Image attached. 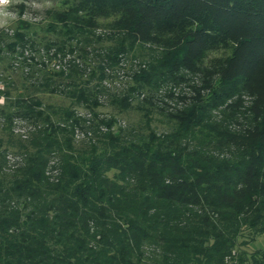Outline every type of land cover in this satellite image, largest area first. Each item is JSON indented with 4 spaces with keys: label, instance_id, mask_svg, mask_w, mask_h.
Here are the masks:
<instances>
[{
    "label": "trees",
    "instance_id": "obj_1",
    "mask_svg": "<svg viewBox=\"0 0 264 264\" xmlns=\"http://www.w3.org/2000/svg\"><path fill=\"white\" fill-rule=\"evenodd\" d=\"M58 1L64 8L50 15L69 39L87 41L101 17H113L129 45L170 52L171 78L202 72L224 97L251 96L254 119L239 130L214 124L212 110L225 103H205L194 86V103L182 107L137 103L146 131L115 128L113 113L98 110L106 88L92 83L93 68L47 71L33 91L72 103L29 92L0 107V264H264V249L249 251L246 240L264 233V0ZM111 102L117 112L133 107ZM241 106L226 104L232 117ZM154 110L168 131L151 127ZM14 120L31 127L17 137Z\"/></svg>",
    "mask_w": 264,
    "mask_h": 264
},
{
    "label": "rangeland",
    "instance_id": "obj_2",
    "mask_svg": "<svg viewBox=\"0 0 264 264\" xmlns=\"http://www.w3.org/2000/svg\"><path fill=\"white\" fill-rule=\"evenodd\" d=\"M63 8L64 5L58 0H12L5 8L10 15L4 18L5 23L0 26V107L11 103L18 95L29 92L36 93L43 103L55 107L69 105L72 101L63 93L38 92L33 89L37 85L36 81H41L47 71L67 72L70 63L75 62L84 63L88 73L93 68L96 76L92 83L106 88L99 98L102 105L98 110L104 116L113 113L116 118L115 128L134 126L146 131V118L143 116L144 112L135 107L137 103H157L165 107L169 103L182 107V103H194V86L203 94L205 103H225L212 110L214 124H226L232 130L252 124L254 115L250 108L253 98L245 92L236 90L231 96L224 97L216 77L211 82L212 88L204 86L207 82L204 81L202 72L181 69L183 79L171 78L165 69L170 52L147 42L129 45L112 26L113 17H101L87 41L83 37L69 39L64 34L62 25L50 15V12ZM123 41L125 51H116ZM112 52L117 55L116 62L109 60ZM225 53L221 50L207 55L202 69L212 70L214 63L224 57ZM99 65L104 71L98 70ZM99 73L103 74L101 79L97 78ZM138 76L142 78L136 81ZM113 95L122 103H132L133 107L117 112L110 105ZM219 96L224 98L220 99ZM238 98L241 99L242 106L232 117L226 104L235 102ZM78 111L81 114L87 112L82 107ZM150 117L151 127L158 133L169 130L167 118L159 110H154ZM2 124L0 117V136L6 137L7 132L1 128ZM30 127L29 123L14 120L12 131L18 137L27 133ZM80 144L77 142L76 145ZM244 238L246 237L240 239ZM246 240L249 251L264 249V233L258 234L254 240L250 237Z\"/></svg>",
    "mask_w": 264,
    "mask_h": 264
},
{
    "label": "clouds",
    "instance_id": "obj_3",
    "mask_svg": "<svg viewBox=\"0 0 264 264\" xmlns=\"http://www.w3.org/2000/svg\"><path fill=\"white\" fill-rule=\"evenodd\" d=\"M12 0H0V26H3L5 23L6 17L10 15L7 11H5V8L10 5Z\"/></svg>",
    "mask_w": 264,
    "mask_h": 264
}]
</instances>
